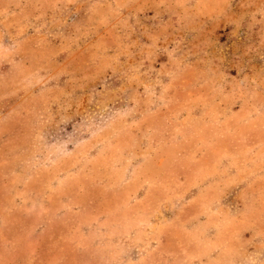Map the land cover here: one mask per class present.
Masks as SVG:
<instances>
[{
    "label": "rangeland",
    "instance_id": "374dc122",
    "mask_svg": "<svg viewBox=\"0 0 264 264\" xmlns=\"http://www.w3.org/2000/svg\"><path fill=\"white\" fill-rule=\"evenodd\" d=\"M0 264H264V0H0Z\"/></svg>",
    "mask_w": 264,
    "mask_h": 264
}]
</instances>
